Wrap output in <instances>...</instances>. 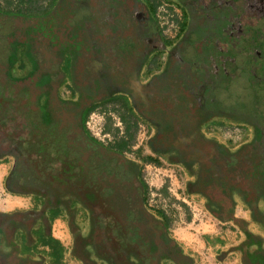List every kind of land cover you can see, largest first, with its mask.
<instances>
[{
  "label": "flooded vegetation",
  "instance_id": "flooded-vegetation-1",
  "mask_svg": "<svg viewBox=\"0 0 264 264\" xmlns=\"http://www.w3.org/2000/svg\"><path fill=\"white\" fill-rule=\"evenodd\" d=\"M83 1L61 0L57 8L63 3L66 13L58 21L53 11L27 16L0 9V163L9 166L7 191L30 204L0 211V264H67L68 252L79 264H195L171 235L166 219L149 208L144 169L126 152L96 140L87 118L102 102L130 100L133 111L156 128L152 149L159 128H200L203 134L216 122H229L249 128L251 139L232 148L206 138L223 155L247 145L254 151L252 145L264 141V0H179L186 29L176 45L194 32L230 35L229 61L202 66L220 74L217 79L227 73L225 77L239 80L245 73L252 89L246 106L217 101L213 112L205 110L209 117L195 114L187 123L162 122L159 92L145 98L155 80L165 81L173 73L169 57L174 48L161 65L151 63L165 49L152 0H93L100 2L99 16L112 20L101 31L82 32L69 22ZM47 15L52 23L40 21ZM123 40L131 42L129 52L121 50ZM239 52L246 54L245 63L238 60ZM15 66L20 71L29 66L28 74L12 77ZM64 86L70 89L68 96L61 93ZM160 154L176 160L170 151ZM255 192L257 202L264 199V188ZM256 203L249 206L259 219ZM237 204L216 218L232 219ZM61 210L69 220L70 247L53 233ZM79 211L85 225L76 221ZM247 236L243 264H264V248L251 250L262 241ZM40 246L43 252L35 257Z\"/></svg>",
  "mask_w": 264,
  "mask_h": 264
},
{
  "label": "trees",
  "instance_id": "trees-1",
  "mask_svg": "<svg viewBox=\"0 0 264 264\" xmlns=\"http://www.w3.org/2000/svg\"><path fill=\"white\" fill-rule=\"evenodd\" d=\"M28 1L31 3V0ZM99 4L100 2L93 0L78 3L69 24L79 27L82 32L88 31L90 28L101 31L112 18L99 16ZM152 6L154 14L156 13V2L152 1ZM28 10L31 14L36 15L49 11L32 6ZM12 13L25 15V10L19 8ZM185 29L186 23L183 21L180 38ZM162 33L160 31L161 36ZM195 33L196 35H186L183 41L174 47L169 57L173 72L169 78L164 81L162 77H159L146 90L145 98L153 91L159 92V96L164 98V105L160 109L163 112L162 122L187 123L192 120V116L195 114L200 115L199 118L205 119L210 116L209 113L213 112L212 109L217 105V101L230 107L234 106V102L246 106L247 100L251 99V84L249 80L247 81L245 73L239 80L225 77L224 75L228 76L227 73H223L224 75L217 79L216 76L220 74H216L213 70H204L202 66L204 62H208L210 65L211 63H227L232 56L233 38L227 34L209 37L201 32ZM162 38L165 44L171 43L166 36H162ZM119 45L122 51L129 52L132 44L128 40H123ZM246 59V54L239 52L238 60L245 63ZM188 64L189 69L187 68ZM192 64L194 65L190 66ZM185 74L190 76L185 77ZM148 97L150 98V96ZM123 104L126 112L122 118L127 124L125 136L115 140L111 146L121 152H126L130 149L135 128L131 122L133 108L127 101H124ZM210 104H212L211 108H209ZM201 106L204 109H201ZM205 110L209 113H205ZM199 131L200 128H159L151 145L156 152H172L175 161L188 169L190 174L195 177L188 184L189 193L201 192L207 199L209 209L215 217H224L225 208L233 210L241 198L248 205L256 202L259 199V194L257 192L252 194V190L258 191L264 188V141L259 138L257 143L252 145L254 151L249 152L251 145H247L237 153L227 151L223 155L220 154L216 142L208 140ZM189 137L191 140L188 139ZM197 140L200 143L197 144ZM196 166L199 167L195 168ZM215 208L219 209L215 210Z\"/></svg>",
  "mask_w": 264,
  "mask_h": 264
},
{
  "label": "rangeland",
  "instance_id": "rangeland-1",
  "mask_svg": "<svg viewBox=\"0 0 264 264\" xmlns=\"http://www.w3.org/2000/svg\"><path fill=\"white\" fill-rule=\"evenodd\" d=\"M60 1L31 0L30 3L28 0H0V9L4 12H16L19 8L24 9L27 16H36V14H31L30 10H28L31 6L40 8V10L47 9L49 12L53 11V18L58 21L59 17H63V14L65 15L66 13L63 10V3L57 8V4ZM152 1L156 2L157 10L158 0ZM172 1L183 9V5L179 0ZM61 9L63 11H60ZM49 15L40 19V21L43 20L46 24L52 23ZM154 17L158 30L162 33L156 13H154ZM191 35H196V33ZM162 36H165L164 32ZM179 38L170 40V44L166 43L165 49L155 56L151 63L159 66V64L161 65L165 62L167 51L176 46L182 37ZM25 61L28 62L27 60ZM28 71L29 66L22 71L15 66L10 69V74L12 77H23L28 74ZM146 78L148 79L149 76ZM69 92L70 89L67 86L61 88L62 95L68 96ZM123 103L124 101L120 99L108 100L98 104L91 111L87 118V128L93 137L99 140L98 138L103 137L98 135L107 134L109 136L104 138L107 144L115 143V140L125 136L127 124L122 118L126 112ZM128 104H131L130 100H128ZM131 117L135 134L130 149L126 153L144 169L143 175L148 186V206L158 216L160 215L166 219L171 235L179 243L183 251L193 259L195 264H243L244 255L242 249L247 242V232L262 241V243L260 242L251 247L252 252L259 246L264 248V199L256 201L257 203L255 202L256 209L259 212L257 216L261 215L259 219L252 217L250 206L242 199H239L240 201L236 206L232 219L225 221L217 219L208 208V202L205 197L189 193L188 184L195 177L190 174L188 169L181 163L171 161L169 154L156 153L151 148L149 141L155 134L156 128H150V124L141 119L135 110L132 111ZM96 120H99L100 123L95 126ZM215 124L217 125L212 128L203 129L205 137L218 140L232 148H235L233 147L235 145L246 143L250 138V129L245 126L229 122H216ZM236 129L240 133H237ZM99 132L100 134H98ZM240 134H242L241 142L232 141L233 138L235 140V137ZM197 167L199 166L195 168ZM24 203L26 207L30 205L28 199ZM80 213L79 211L76 221L80 225H85V219ZM56 224L58 225L57 229L65 238L64 242H69L70 247L71 234L68 229V218L60 217ZM39 249V253L35 257H40L39 254L43 252L42 246ZM68 255L72 257L70 252H68Z\"/></svg>",
  "mask_w": 264,
  "mask_h": 264
},
{
  "label": "built area",
  "instance_id": "built-area-1",
  "mask_svg": "<svg viewBox=\"0 0 264 264\" xmlns=\"http://www.w3.org/2000/svg\"><path fill=\"white\" fill-rule=\"evenodd\" d=\"M158 7L156 10V17L159 21L160 27L164 32V35L169 40H177L181 33V26L184 21V15L182 8L173 2L172 0H158ZM90 124V122H88ZM100 121H95V126L99 125ZM237 133H240L238 129H236ZM245 133V132H244ZM100 134V132L98 133ZM244 135V134H243ZM102 136L103 138H98L100 141L105 142L104 138H106L107 134L98 135ZM234 142H241L242 141V134L232 139Z\"/></svg>",
  "mask_w": 264,
  "mask_h": 264
},
{
  "label": "crops",
  "instance_id": "crops-1",
  "mask_svg": "<svg viewBox=\"0 0 264 264\" xmlns=\"http://www.w3.org/2000/svg\"><path fill=\"white\" fill-rule=\"evenodd\" d=\"M9 166L4 163H0V211H8L12 212L14 210H23L26 208L25 206V199L20 196H14L11 193H9L4 185L5 178L8 174ZM61 218L64 217V211L61 210ZM57 221V220H56ZM57 224L55 222L54 224V234L56 237H61L62 239H65L63 234L57 229ZM66 241V240H65ZM66 261L67 264H79L76 260H74L68 253L66 254ZM73 259V260H72ZM46 264H54L50 261H48ZM62 264H66V262H62Z\"/></svg>",
  "mask_w": 264,
  "mask_h": 264
}]
</instances>
